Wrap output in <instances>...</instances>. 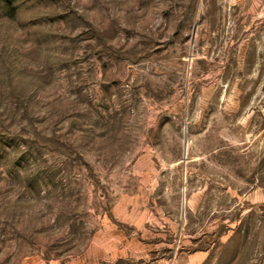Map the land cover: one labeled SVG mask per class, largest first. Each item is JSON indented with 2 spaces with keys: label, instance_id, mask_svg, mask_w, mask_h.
<instances>
[{
  "label": "rangeland",
  "instance_id": "374dc122",
  "mask_svg": "<svg viewBox=\"0 0 264 264\" xmlns=\"http://www.w3.org/2000/svg\"><path fill=\"white\" fill-rule=\"evenodd\" d=\"M0 2V264H264V0Z\"/></svg>",
  "mask_w": 264,
  "mask_h": 264
},
{
  "label": "trees",
  "instance_id": "16d2710c",
  "mask_svg": "<svg viewBox=\"0 0 264 264\" xmlns=\"http://www.w3.org/2000/svg\"><path fill=\"white\" fill-rule=\"evenodd\" d=\"M1 1H2V2L4 1L5 4H9L8 0H0V2H1Z\"/></svg>",
  "mask_w": 264,
  "mask_h": 264
}]
</instances>
